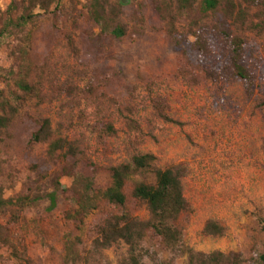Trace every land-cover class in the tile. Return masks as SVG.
Returning <instances> with one entry per match:
<instances>
[{
  "label": "rangeland",
  "instance_id": "1",
  "mask_svg": "<svg viewBox=\"0 0 264 264\" xmlns=\"http://www.w3.org/2000/svg\"><path fill=\"white\" fill-rule=\"evenodd\" d=\"M10 1L0 0V9ZM160 1L111 0L123 2L114 21L126 31L121 38L93 21L89 0H60L1 39L0 103L16 112L0 128V225L19 250L26 247L30 262L0 244V264H68L70 247L75 264H120L126 246L97 250L98 228L113 215L148 218L131 191L136 182L153 183V171L137 173L126 183L124 208L100 199L96 210L81 218L75 213L73 179L64 167L73 164L76 171L94 175V190L101 192L111 184L110 167L146 153L155 156L153 167L185 169L189 207L177 220L185 247L239 252L245 264L262 252L264 26H256L259 6L249 8L253 24L237 31L246 39L243 64L254 79L248 87L230 70L219 81L206 76L204 65L219 73L227 66L229 47L221 38L210 40L208 57L186 44V52L177 48L156 9ZM199 3L194 12L177 14L179 29L222 17L223 8L214 16ZM25 72L31 84L39 83L40 97L18 89ZM39 118H49L53 139L67 138L80 155L50 157L46 143L33 142ZM109 124L115 134L106 131ZM25 198L21 209L16 203ZM210 220L224 226L226 234H207ZM144 245L150 251L144 264H187L185 257L165 251L151 232Z\"/></svg>",
  "mask_w": 264,
  "mask_h": 264
},
{
  "label": "trees",
  "instance_id": "2",
  "mask_svg": "<svg viewBox=\"0 0 264 264\" xmlns=\"http://www.w3.org/2000/svg\"><path fill=\"white\" fill-rule=\"evenodd\" d=\"M60 0H11L5 10L0 9V41L5 37L11 28H23L28 22L35 19L40 13L48 12L54 4L59 5ZM199 0H162L156 9L161 18L167 21V31L174 38L175 46L186 52L184 44L198 51L203 57L210 55V40L221 38L228 44L229 53L227 66L222 71L216 72L206 65L202 68L207 77L214 81H219L223 77V71H232L233 74L244 80L248 87L253 86V74L243 64L244 46L246 39L239 35L237 31L249 28L252 21L248 23L250 16L249 8L259 6V29L264 26V0H200V8L205 12L211 11L214 16L218 8H223L222 17H214V21L205 22L202 19L191 22L186 29L176 26L177 14H190L195 11ZM112 4L111 0H89V12L93 21L103 32H111L117 38L126 34L124 27L114 26V21L121 13V5ZM246 5V6H244ZM175 11V13H174ZM193 37L194 42L190 43L189 38ZM72 40L69 39L71 44ZM27 72L23 73L16 85L24 95H34L40 97L39 83L31 84L26 78ZM12 111V112H11ZM16 110L7 102L0 103V128L7 127L12 114ZM166 120H170L164 117ZM38 129L32 134L31 140L36 143H46L50 157L59 154L63 158L67 156L77 157L80 155L78 147L67 138L53 139V130L49 118H39L36 121ZM106 131L115 134L112 125H106ZM155 156L150 153L134 156L130 162L121 163L110 167L111 184L103 191L94 190V175L84 174L76 171L75 166L64 167V173L73 179V191L77 196V216L83 218L92 210H96L99 200L108 202L116 207L124 208L127 203L125 192L126 183L137 173L151 170L154 173V182H136L131 191V196L141 202L149 216L146 220H140L129 213L113 215L107 218L98 228L97 238L94 241V248L97 250L107 249L119 243H123L127 248V254L121 259L120 264H144V258L149 255V250L145 248L144 241L151 232L159 238L165 251L173 255H180L186 258L187 264H245L246 261L239 252L225 254L221 251L210 253L195 252L187 248L183 241V232L177 225L179 216L188 207V201L184 194L183 178L185 169L180 166L167 168L153 167ZM9 202V201H8ZM28 199L18 201L16 205L24 208ZM263 234V250L256 257H252L248 264H264V218H259ZM205 232L210 235L224 236L226 228L215 221H208ZM3 225H0V244L9 247L14 257L30 262L27 257L26 247L19 250L8 235ZM65 259L68 264H75V253L70 247ZM158 264H172L170 261H163Z\"/></svg>",
  "mask_w": 264,
  "mask_h": 264
}]
</instances>
